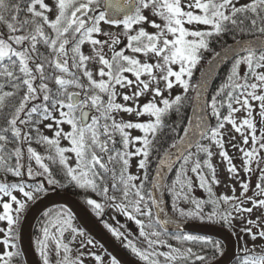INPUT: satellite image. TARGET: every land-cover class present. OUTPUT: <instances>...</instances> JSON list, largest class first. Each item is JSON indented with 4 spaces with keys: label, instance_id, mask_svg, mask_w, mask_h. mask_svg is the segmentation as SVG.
I'll return each mask as SVG.
<instances>
[{
    "label": "snow or ice",
    "instance_id": "snow-or-ice-1",
    "mask_svg": "<svg viewBox=\"0 0 264 264\" xmlns=\"http://www.w3.org/2000/svg\"><path fill=\"white\" fill-rule=\"evenodd\" d=\"M0 29V264L20 256L17 230L30 204L47 195L46 184L82 190L98 216L107 207L134 221L135 239L105 226L142 264H213L223 255L219 241L179 232L189 218L243 225L239 231L253 247L244 242L237 264H264V246L255 247L264 241V0H0ZM225 35L234 44L216 51L212 45ZM206 54L212 59L195 85L192 117L182 130L166 126L167 115L180 114ZM225 61L230 67L208 97L207 77ZM176 87L183 93L173 97ZM226 125L241 137L228 140L241 153L239 168L225 147ZM165 127L170 141L158 140ZM213 147L233 181L230 195L214 192L220 181ZM133 157L142 174L129 171ZM196 187L207 199L194 195ZM157 192L171 197L181 219L167 216ZM39 231L35 246L43 264H84L80 249L93 241L78 240L84 233L70 210H45ZM89 255L104 264L102 256ZM109 264L119 262L113 257Z\"/></svg>",
    "mask_w": 264,
    "mask_h": 264
},
{
    "label": "trees",
    "instance_id": "trees-1",
    "mask_svg": "<svg viewBox=\"0 0 264 264\" xmlns=\"http://www.w3.org/2000/svg\"><path fill=\"white\" fill-rule=\"evenodd\" d=\"M46 2L50 3L51 0H46ZM2 30V29H0ZM244 39H250V38H254V37H243ZM237 39H241V37H237ZM234 41L232 39V37L230 35H225L224 37H222V42L217 45V44H213V48L216 50V51H221L226 45H231L233 44ZM212 59V56L210 54H206L205 55V61H203L197 68V70L195 71L193 77H192V85L193 87L188 91L187 95H186V99L184 101V105L183 107L181 108L180 110V114L178 115L175 111H172L169 115H167L165 118H164V124L166 126L168 125H178V130H182L183 127L185 126V123L187 122V120L192 117L193 115V103H194V96H195V93H196V88H195V85L198 83L199 81V75L201 74V70L207 65V61L211 60ZM230 67V62L226 63L222 69L216 74L212 84L210 85V90H209V94H208V97L211 96V94L213 93V91L219 86V84L223 81L227 71H228V68ZM243 66H242V69L241 71L243 72ZM212 123L214 124L215 121L213 120ZM227 126V125H226ZM46 134L48 135H51V132H47ZM227 134L226 130H225V135ZM161 138H165L167 140H171L173 137L172 135L170 134V131H169V128L168 127H165L164 130L159 134L158 136V140L161 139ZM63 143V142H62ZM204 143H207V141H204ZM63 146V145H62ZM119 146V145H118ZM162 148L163 147H166V144L162 145L161 146ZM213 152H214V148L212 149ZM38 151H42V149L38 148ZM192 151H195V149L193 148ZM152 164H151V167L149 169V178L151 179V177L154 175V170H155V154H153L152 156ZM202 159H203V156H202ZM212 163L213 165L216 167V170H217V178L218 177V168H217V165L214 164L213 162V158H212ZM35 167V165H34ZM53 169L55 170V167L56 166H52ZM174 175V172L172 174L169 175L168 179L169 181L172 179V176ZM253 178L255 179V184L257 182V177L256 175L253 176ZM10 180H14L15 178H12V177H9ZM37 179H46V178H43V177H38ZM193 181H194V184L196 183V180H195V177H193ZM46 188L48 189L47 191V195L48 193L52 192L54 190H62V191H66L68 193H71V194H74L75 196H77L79 199H81V201H83V203L85 204V206L88 207V209L90 211H92V213L94 214V216L99 220L101 221V223L103 224L102 226L105 227V229L111 234V236L120 244V246H122L126 252L129 254V256H131L132 258H134L136 261L140 262L138 260V258L131 253V251L129 249H127L124 244L122 243V241L120 239H117L110 231L109 229L105 226L106 224L107 225H111L112 227H115V228H119L118 230H122L126 235L129 236L130 239H135L138 235V231H133L132 228H135V229H138V226L135 224L134 221H131V226H129V228H127V225L126 223H123V217H126L122 214H120L116 209L114 208H105L104 210V213L102 215H97L93 209L86 203V196L84 194V192L81 190V192L78 194V192L75 190V187L73 186H70V185H67V186H52V185H45ZM220 187V184L219 185H214V192L219 196L220 193H219V188ZM88 195L93 198V199H96L98 202H102V197L100 196H97L95 193H91L89 192ZM117 195H119V193H117ZM165 195V202H166V205L168 207V210L170 212V214L176 218V219H181L179 217H177L173 212H172V209H171V197L165 192L164 193ZM194 195L197 197V198H202V199H207V193L204 192L203 190L199 189L198 187L195 188V191H194ZM32 204H30L31 206ZM29 206V208H30ZM250 206V205H249ZM49 208H64V209H68L70 210L68 207H65V206H53V207H49ZM48 208V209H49ZM71 211V210H70ZM72 212V211H71ZM72 215L74 216L73 212H72ZM24 218V217H23ZM22 218V220H23ZM127 218V217H126ZM43 220V213L39 216V218H37V222L35 224V227H34V234H33V241H34V246H35V242H36V238L40 236V225H41V222ZM75 217H73V223H75ZM117 220V221H116ZM184 221H187V222H196V223H205V224H210V225H217V226H222V227H225V229L227 228L228 230H230L236 237V240H237V251L233 257V260H231V264H237V257L238 255L241 253V249H242V246L244 244L245 241L248 242V246L249 247H253V243L252 241L246 236L244 235L243 233H241L239 231V229L243 226L241 224H236L234 228H229L228 226L226 225H223L221 223H213V222H210L208 220H201V219H194V218H189L187 220H183ZM21 225H22V221L19 225V228L17 230L18 232V235H17V241L16 243L19 245V252H20V256L17 258V260L15 261V264H27V261L24 254H23V251L21 249V245H20V242H19V233H20V228H21ZM76 225V223L74 224ZM131 230V231H129ZM253 231H256V229H253ZM169 232H172V233H176L177 231H169ZM179 232H182V231H179ZM185 234H191V233H188V232H183ZM193 235H197V234H193ZM201 236H206V237H209L211 238L212 240L214 241H219L220 244H221V247L223 249V254L225 253L226 251V244L224 241H222L221 239L219 238H215L214 236H207V235H201ZM259 241L257 243H255V247L257 249V251H259L260 247L261 246H264V241H261L260 239H258ZM172 243H175V241H170ZM200 246L199 245H196L194 246V250L199 248ZM35 250L38 252V250L36 249V246H35ZM206 251V254H210V252H208V250H205ZM39 254V252H38ZM40 256V254H39ZM223 255H217L214 262L221 258ZM41 258V257H40ZM53 261H54V256L52 257ZM42 260V259H40ZM142 263V262H140ZM197 264H199V262H197Z\"/></svg>",
    "mask_w": 264,
    "mask_h": 264
},
{
    "label": "water",
    "instance_id": "water-1",
    "mask_svg": "<svg viewBox=\"0 0 264 264\" xmlns=\"http://www.w3.org/2000/svg\"><path fill=\"white\" fill-rule=\"evenodd\" d=\"M226 63H228V61H225L224 63L217 65L216 70L207 77L208 85L206 89V95H208L210 88L209 85L211 84L214 75ZM200 82H202V77ZM194 107H197L196 98H195ZM157 195L164 201V197L163 195H161L160 192H157ZM57 204L68 205V207H70L73 210L75 217L77 218L78 222L81 224V227H83L98 242L103 244L105 248L108 251H110L112 255L115 256L117 259H119L123 264H139L131 257H129L128 254L125 253V251H123L118 246L115 240L105 231V229L102 226H100L99 222H97V220L93 216H91V214L86 209V207L83 206V204L78 199H76L75 197L69 194L58 193V192L51 194L48 197L44 196L43 198L38 200L31 208H29V211L24 218L22 228L20 229L21 234L19 240L28 264H40L36 252L35 250H33L34 247L31 240L32 230L36 218H38V216L48 207H52ZM165 213L167 214L168 217L172 218L167 210L166 205H165ZM168 230L174 232V230H177V227L175 224H170L168 226ZM179 230H183L195 234L211 235V236H215V238L218 237L223 239V241H225L227 245V251L222 258H220L217 262L213 264L231 263V260L233 259V256L236 252L237 242L234 235L229 230H226L223 227H218L208 224H200V223H182Z\"/></svg>",
    "mask_w": 264,
    "mask_h": 264
},
{
    "label": "rangeland",
    "instance_id": "rangeland-1",
    "mask_svg": "<svg viewBox=\"0 0 264 264\" xmlns=\"http://www.w3.org/2000/svg\"><path fill=\"white\" fill-rule=\"evenodd\" d=\"M245 2H246V0H240V3H245ZM149 30L151 31V29H149ZM84 51H85L86 54L89 52V49H88L87 45L84 47ZM243 69H244V67H243ZM182 93H183V90L181 88H179V87H176V88H174L172 90L171 95L174 97L175 95L182 94ZM167 95H169V94L167 92H165V96H167ZM140 102L141 103L145 102V97H141L140 98ZM243 115H244L243 113H239V114H237V118L239 119ZM254 116L256 117L257 121H259L258 109H257V112L254 113ZM123 118L125 120L139 119L140 121H145V120L148 119V117H146V116L145 117L136 118L134 116H129L127 114H123ZM230 127H231L230 125L226 126L227 134L225 135V147H226L229 155L233 158V163L239 168L240 165H241V153L239 151H237L236 149H234L231 146V143H240L241 142V137H240L239 134L235 133L234 131H231V132L227 131V129H230ZM257 127L258 128L260 127L259 123L257 124ZM65 128L67 130V126H65ZM130 131H131V134L133 136L142 135V133L139 130L132 129ZM230 136H235V140L232 141L231 143L228 142ZM62 142H63L62 143L63 146L67 145V141H62ZM213 148H214V155H213L212 158H213L214 164L217 165L218 177H219L218 179L220 181V187L218 188L219 189V193H220V195H222V194H229L230 195L231 194L230 186L233 184V181L228 179V173L226 171V162L222 161V158L218 154H216L218 150L215 147H213ZM68 155L71 156L72 154L69 153ZM138 160H139V157H133L132 160H131V168L129 169V171L132 174H142V170H139L138 167H137ZM69 163H74V160H70ZM253 167H255V165H253ZM240 176L242 178H245V179L247 178V174H245L242 171L240 172ZM253 176L251 177V185H250V187H254V185H255V179L253 178ZM75 190L78 192V194L81 192V190H79L77 188H75ZM236 192H237V195H239V193H240L239 185H237V187H236ZM249 194H251V193H249ZM259 215H260V213L257 212L256 210H254L251 218L256 219L257 217H259ZM123 223H126L127 228H129V226H131V224H132L131 221L128 218H126V217H123ZM4 226H5V224L3 222H0V227H4ZM132 230L133 231H138V229H135V228H132ZM120 231H122V230H120ZM129 231H131V230H129ZM2 237H3V233H0V238H2ZM258 241L259 240L257 239L255 241V243H257ZM93 245H89L86 248L80 249V251L85 254L84 257H83L84 264H97V262L94 260V258L91 255H89V253H92V252H94L97 255L102 256L104 264H109V262H110L109 257H107V255H105L100 248L95 247L96 245H95L94 242H93ZM75 246L76 245H73V248ZM74 250H75V248H74ZM3 251H4V248H3L2 245H0V252H3ZM54 259H55V257H54Z\"/></svg>",
    "mask_w": 264,
    "mask_h": 264
},
{
    "label": "flooded vegetation",
    "instance_id": "flooded-vegetation-1",
    "mask_svg": "<svg viewBox=\"0 0 264 264\" xmlns=\"http://www.w3.org/2000/svg\"><path fill=\"white\" fill-rule=\"evenodd\" d=\"M80 237H78V239H79Z\"/></svg>",
    "mask_w": 264,
    "mask_h": 264
},
{
    "label": "bare ground",
    "instance_id": "bare-ground-1",
    "mask_svg": "<svg viewBox=\"0 0 264 264\" xmlns=\"http://www.w3.org/2000/svg\"><path fill=\"white\" fill-rule=\"evenodd\" d=\"M193 109H194V107H193Z\"/></svg>",
    "mask_w": 264,
    "mask_h": 264
}]
</instances>
